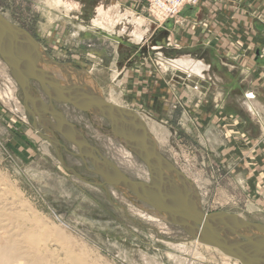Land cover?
<instances>
[{
  "label": "rangeland",
  "instance_id": "1",
  "mask_svg": "<svg viewBox=\"0 0 264 264\" xmlns=\"http://www.w3.org/2000/svg\"><path fill=\"white\" fill-rule=\"evenodd\" d=\"M140 3L142 8L132 15L134 0H0V12L40 44L50 76L52 64L70 76V80L59 81L62 85L86 90L90 86L79 85L77 71L88 73L95 81L93 87L107 100L136 110L160 154L187 180L164 171L186 193L197 197L189 196L192 202H200L204 212L238 213L264 224V177L256 171L258 141L250 139L259 132L254 123L257 118L243 110L238 96L230 91L245 70L256 76V67L244 57L245 63L234 65L236 75L229 73L232 81L225 80L227 72L219 63V73L204 68L185 71L188 76L177 71L172 61L183 55L192 58L181 52L190 53L193 46L177 45L176 31L188 28L192 8L201 3L185 6L163 23L151 20L146 1ZM170 20L168 29L160 27ZM108 24H113L112 31L106 28ZM142 33L144 38L136 40L135 34ZM210 56L220 61L212 50ZM0 59V206L8 231L16 233L13 222L20 228L31 226L32 221L43 224L41 233H49L47 244L53 255L48 259L53 264H69L58 236H64L75 252L87 253L92 264H224V260L242 264L205 244L200 245L207 259L196 258L195 239L182 226L172 219L162 221L153 205L113 187L97 171L116 180L111 168L76 155L78 149L55 131L64 145L58 153L38 133L45 132L43 126L38 123L35 128L13 77L14 94L6 92L7 74L3 72H11ZM30 87L34 97L48 103L38 81L31 79ZM56 105L131 179L150 180L146 164L102 114L70 104ZM124 149L132 154L130 160ZM255 233L245 231L243 235ZM243 235L227 239L246 240Z\"/></svg>",
  "mask_w": 264,
  "mask_h": 264
},
{
  "label": "water",
  "instance_id": "2",
  "mask_svg": "<svg viewBox=\"0 0 264 264\" xmlns=\"http://www.w3.org/2000/svg\"><path fill=\"white\" fill-rule=\"evenodd\" d=\"M43 54L40 44L28 31L9 21L0 12V56L22 89L25 106L33 116L35 128H38V123L43 126L45 132L40 133L37 130L38 133L53 144L58 153L64 145L56 138L55 131L78 149L76 155L111 168L116 180L107 179L105 172L97 170L99 174L105 176L109 184L122 191H130L153 205L182 226L194 239L218 248L242 264H264L263 223L249 221L238 213L204 212L198 200V203L190 200L189 196L193 194L186 193L177 185L172 176L176 174L187 180L186 176L160 154L147 123L136 110L115 104L98 91L76 87L67 89L46 72ZM31 79L38 81L48 97V103L33 96ZM56 102L102 114L146 164L150 180H134L126 175L116 162L104 156L85 138L57 107ZM91 153L97 154L99 158L93 157ZM60 159L62 160L61 156ZM164 170L170 171L172 176L166 174ZM182 187L185 188L184 185ZM193 198L197 197L193 195ZM245 231L256 233L245 236L243 235ZM229 235L235 238L236 235H243L246 240L235 238L229 240L227 239Z\"/></svg>",
  "mask_w": 264,
  "mask_h": 264
},
{
  "label": "crops",
  "instance_id": "3",
  "mask_svg": "<svg viewBox=\"0 0 264 264\" xmlns=\"http://www.w3.org/2000/svg\"><path fill=\"white\" fill-rule=\"evenodd\" d=\"M134 2L129 13L142 8L140 0ZM190 14L192 17L188 28H178L176 31V43L180 47L192 45L193 51L190 53L181 52L191 55L192 58L183 55L172 63L185 59L192 61L194 66L199 67L202 64L203 67L196 71L177 67V71L188 76L191 74L185 71L200 72L204 68L219 73V63L227 72L224 74L225 80L232 81L229 73L236 75L238 70L234 65L245 63L244 57L256 67V76H251L249 70H245L242 72L244 75L238 79V84L230 91L234 96H238L240 107L257 118L254 123L259 132L250 139L258 141V151L256 150L255 154L258 157L256 171H259L258 176L264 177V0H203L200 5L192 8ZM178 17L176 20L180 23ZM169 23H172L171 20L160 27L168 29ZM144 35L145 33H142V39ZM203 45L208 48H198ZM211 50L217 54L220 61L217 62L210 56ZM200 75L202 74H198ZM219 94L220 98L224 95L221 91Z\"/></svg>",
  "mask_w": 264,
  "mask_h": 264
},
{
  "label": "bare ground",
  "instance_id": "4",
  "mask_svg": "<svg viewBox=\"0 0 264 264\" xmlns=\"http://www.w3.org/2000/svg\"><path fill=\"white\" fill-rule=\"evenodd\" d=\"M54 4H56V3H54ZM110 25L108 24V27H106V28H108V29H110V31H112L111 26L113 24L111 26ZM135 38H136V40H141L142 34H135ZM0 61H1V59H0ZM45 63H46V60H45ZM171 64H172L171 67L174 69L179 67L182 69H190L191 71L192 70L196 71L197 69H199V67H201V68L203 67L202 64L199 67L194 66L192 61L185 60V59H179L178 61L173 62ZM5 65H6V67L8 66L6 62H5ZM171 67H170V69H171ZM167 68L169 69V66ZM46 69H48V68H46ZM1 72H3V71L1 70ZM49 72H50L51 76L53 78L57 79L58 81L70 80V76L68 74L65 75L64 72L62 73V71H59L56 68V66H54L53 64L50 65V71ZM3 73L7 74L6 75L7 81L5 83L6 92L9 94H14V90H15L14 88H15V83H16L15 80L12 78V75L8 72V70L3 72ZM77 75H78V79L80 81H82V82H78L80 86L85 84V85L90 86V87H85L86 90L89 89V90H94V91L100 92L98 89L93 87L95 85V81L88 73L86 74V73L80 72L78 70ZM76 79H77V77H76ZM71 85H73V83H71ZM71 87L72 86H70L69 83H68V85H66L67 89H70ZM82 88H83V86H82ZM82 88H80V89H82ZM123 153H125L126 156L128 157V159L130 160V158L132 157V154L130 153V151L127 149H124ZM2 208L3 207L0 206V264H53L51 261L52 259L51 260L48 259V258H51V256L53 255V253L50 252L49 246L47 244V242L49 241V237H50L49 233H46L43 235L41 233V231H44L45 226L43 224L38 223V222L35 223L34 221H32L31 226H29L27 228H23V227L20 228L19 225H16L13 222L12 227L17 229V230H16V233H14L13 229H10V231L12 230V232H13V233H11L10 231H8L7 225L5 224V219L3 217L6 216V214H5V212H3ZM158 216L161 217V219L162 218L163 219L164 218L165 219H171V218L167 217L165 214H163L162 212H160L159 210L157 211V217ZM152 217H153V215H152ZM163 219H162V221H163ZM55 233H57V230L54 231V235H56ZM57 238H58V240L59 239L61 240V242L64 244V248H66L65 253H66V262L67 263H69V264H92L88 261L86 252H85L86 254L75 252V249H73V247L71 246L70 243H69V245L65 243L68 241H66L64 236L62 238L58 236ZM194 242H195V248H194L193 252H194V255H196V258H198L200 260L207 259V255L204 253L205 251L203 252V249H202L203 246L201 247V245H200V244H204V243H202L196 239L194 240ZM205 245H208V244H205ZM208 246H211V245H208ZM212 247L219 250L218 248H216L214 246H212ZM221 253L224 254L223 252H221ZM224 255L228 256L226 254H224ZM228 257H230V256H228ZM223 262H224V264H231L228 260H224ZM95 264H97V263H95ZM236 264H238V263H236Z\"/></svg>",
  "mask_w": 264,
  "mask_h": 264
},
{
  "label": "built area",
  "instance_id": "5",
  "mask_svg": "<svg viewBox=\"0 0 264 264\" xmlns=\"http://www.w3.org/2000/svg\"><path fill=\"white\" fill-rule=\"evenodd\" d=\"M147 13L154 22L163 23L178 15L185 6H196L203 0H145Z\"/></svg>",
  "mask_w": 264,
  "mask_h": 264
}]
</instances>
